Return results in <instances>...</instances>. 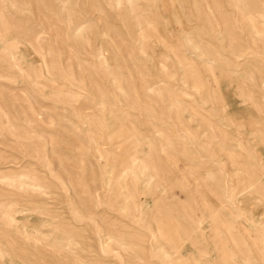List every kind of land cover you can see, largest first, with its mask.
Returning <instances> with one entry per match:
<instances>
[{"label": "rangeland", "instance_id": "rangeland-1", "mask_svg": "<svg viewBox=\"0 0 264 264\" xmlns=\"http://www.w3.org/2000/svg\"><path fill=\"white\" fill-rule=\"evenodd\" d=\"M0 264H264V0H0Z\"/></svg>", "mask_w": 264, "mask_h": 264}]
</instances>
